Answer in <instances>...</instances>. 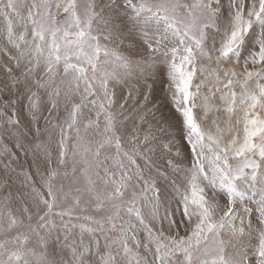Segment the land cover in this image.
I'll return each mask as SVG.
<instances>
[{
	"label": "snow or ice",
	"instance_id": "6c2138e0",
	"mask_svg": "<svg viewBox=\"0 0 264 264\" xmlns=\"http://www.w3.org/2000/svg\"><path fill=\"white\" fill-rule=\"evenodd\" d=\"M0 72V264H264V0H0Z\"/></svg>",
	"mask_w": 264,
	"mask_h": 264
},
{
	"label": "rangeland",
	"instance_id": "374dc122",
	"mask_svg": "<svg viewBox=\"0 0 264 264\" xmlns=\"http://www.w3.org/2000/svg\"><path fill=\"white\" fill-rule=\"evenodd\" d=\"M2 77H3V73L0 72V78H2ZM162 87H163V85H161L159 83L157 84V90H156L157 98H159L162 95V91H161ZM21 120H22V123H24L25 125L28 124V120H27L26 116L23 113H21ZM131 126H132V124H131V122H129L127 127L130 129ZM13 191H15V188L13 189ZM253 223H255V219H253Z\"/></svg>",
	"mask_w": 264,
	"mask_h": 264
}]
</instances>
